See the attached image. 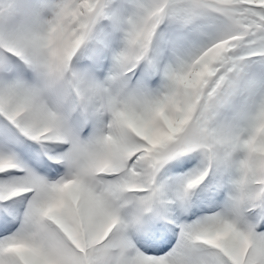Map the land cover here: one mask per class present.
Returning <instances> with one entry per match:
<instances>
[{
  "label": "snow or ice",
  "instance_id": "6c2138e0",
  "mask_svg": "<svg viewBox=\"0 0 264 264\" xmlns=\"http://www.w3.org/2000/svg\"><path fill=\"white\" fill-rule=\"evenodd\" d=\"M0 264H264V0H0Z\"/></svg>",
  "mask_w": 264,
  "mask_h": 264
}]
</instances>
